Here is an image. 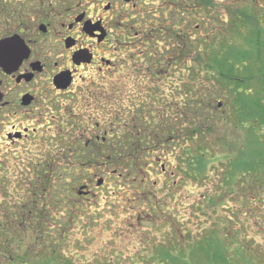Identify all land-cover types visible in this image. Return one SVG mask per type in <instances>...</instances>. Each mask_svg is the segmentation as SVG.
Here are the masks:
<instances>
[{"label":"rangeland","instance_id":"1","mask_svg":"<svg viewBox=\"0 0 264 264\" xmlns=\"http://www.w3.org/2000/svg\"><path fill=\"white\" fill-rule=\"evenodd\" d=\"M232 2L213 3L217 9L214 6L198 17L193 12L190 28L196 39H190V55L172 67L176 72L173 79L167 73L159 75L166 83L173 82L170 94L159 90L143 98L148 106L156 98L164 99V103L153 106L158 113L155 122L143 119L145 123L137 128L143 130L145 143L141 144L143 152L130 155L131 159L128 154L123 160L121 156L111 157L109 166L110 157L99 155L108 162L102 167L98 154L94 166L87 164L90 154L80 153L75 159L71 156L69 150L76 146L85 124L77 125L79 118L69 94L57 96L61 116L54 121L48 114L37 136L15 141L17 131L27 126L24 118L15 117L14 127L0 125V223L17 217L20 224L15 229L10 225L3 236L6 244L0 243V264H8L12 257L20 261L19 256L31 250V264L47 263L43 257L35 259L37 253L32 248V238L39 233L35 220L40 217L31 218L26 204L34 200L39 202L37 211L45 209L46 224L40 233L70 264H171V258L180 256L187 264H223L222 252L230 264H264V131L260 123L256 124L255 137L262 144L256 143L252 152L244 147L240 154V141L246 144L247 130L253 123L239 124L233 115L237 106L233 95L238 96L244 88L236 86L241 79L233 72L242 62L238 57L246 53L255 57L256 47L263 48L264 53V39L252 34L251 29L258 28L252 24L245 27L239 20L250 16L249 11H236L239 6L227 12L233 9ZM252 2L258 7L251 12L264 33V7L259 6L264 0L247 3ZM158 3L149 4L147 10L157 16V22L162 17ZM227 45L232 47L223 53ZM210 50L219 60L210 62ZM256 61L260 64L258 58ZM133 62H127V72H134L140 61ZM157 63L160 68L161 62ZM255 64L252 61L249 65ZM142 65H137V73L145 78ZM115 80L120 79L117 76ZM248 88L256 93L257 85L244 89ZM202 101L201 110H194V103ZM166 103L174 109L169 123L168 118L162 120ZM0 115L4 122L13 120L8 114L3 117L4 112ZM111 118H98L103 126L95 133L109 129ZM168 125L174 127L171 135L162 133ZM197 126L202 133L192 134ZM113 140L114 144L121 142ZM253 160L255 174H248ZM242 161L247 164L242 165ZM85 185L90 193L84 195L81 191ZM48 263L55 264L51 260Z\"/></svg>","mask_w":264,"mask_h":264},{"label":"flooded vegetation","instance_id":"2","mask_svg":"<svg viewBox=\"0 0 264 264\" xmlns=\"http://www.w3.org/2000/svg\"><path fill=\"white\" fill-rule=\"evenodd\" d=\"M218 1L222 0H0V113L13 118L4 122L1 117L0 125L14 127L15 117L24 118L27 126L17 131L15 141L37 136L48 114L54 121L61 116L57 96L69 94L79 118L77 125L85 124L76 146L69 150L74 159L80 153L90 154L87 164L94 166L97 154L106 155L110 166L111 157L121 156L123 160L126 154L143 152V130L137 128L145 123L143 119L156 120L158 113L153 106L164 103V99L156 98L148 106L143 98L159 90L172 92L173 82L166 83L159 75L167 73L173 79L176 72L172 67L178 59L186 60L185 55L191 52L190 39H196L190 28L193 12L198 17ZM248 1L234 0L230 4L233 9L228 10L227 5L226 10L242 6L236 11H249L245 19H256L259 24L251 12L258 6ZM154 2L161 7L159 22L147 11ZM133 60L143 63L145 78L137 73L140 62L134 72H127V62L132 65ZM173 110L166 103L162 120L172 122ZM110 115L109 129L95 133L103 126L98 118ZM162 133L171 135L174 127L168 125ZM13 134L8 135L11 138ZM113 139L121 142L114 144ZM99 159L102 167L108 164L101 156ZM88 188L83 186L81 194H89Z\"/></svg>","mask_w":264,"mask_h":264},{"label":"trees","instance_id":"3","mask_svg":"<svg viewBox=\"0 0 264 264\" xmlns=\"http://www.w3.org/2000/svg\"><path fill=\"white\" fill-rule=\"evenodd\" d=\"M255 20L256 19L247 18L245 20L241 19L240 21H241L243 26L245 25V27L252 24V27L255 26V28H258L256 31L252 28L251 32H254V36H256L260 39L261 38L264 39L263 31L259 27H257V26H259V24H258V22H256L257 20L256 21ZM233 23H234V21H233ZM230 47H232V46L231 45L225 46L223 53L226 50H228ZM231 49H233V48H231ZM243 49H244V47H243ZM262 49L263 48H261V47H259V49H258V47H256L257 52H256L255 57H253L251 54H248V53H246L245 57H238V59H240V58L242 59V62L233 71L235 74H238L239 78L241 79V81H238L240 83H238L236 86H238V87L243 86L244 88H247L248 86L253 85V84L257 85V90H255L256 93H254L252 88H250V89L248 88L247 90L242 88L243 90H240V91H239V89H240L239 88L238 89L239 92L237 94L238 96H236V94L233 95V97H234L233 99H235V101H237V106L233 110V115L236 117V122L238 121L239 124H242V122H246V123L252 122L253 123L252 127H249L247 130L248 132H247L246 144L244 142L240 141V144H242V145L238 146V149H237V151H240L239 152L240 154L244 153V151H245L244 147L247 148L246 151L252 149L251 150V152H252L254 150V146H256V143H258L259 145L262 144L261 141L257 142V138L255 137L256 124L260 123L262 126L261 131H264V53H263ZM237 52H238V50H237ZM240 55H242V53ZM208 58H209L211 63H212V61L215 62L216 60H219L218 55H214V53H212V50L209 51ZM243 58H245V59H243ZM257 58L260 61V64L257 63V61H256ZM228 60L230 61L229 58H228ZM228 60L225 62L230 63ZM252 61H255L256 64L250 66L249 64ZM231 63H233V62H231ZM219 75H221V74H219ZM226 75H228V74H226ZM224 96H226V95H224ZM245 98H246V100H247V98H248V100H250L249 104H248V100L243 102V100ZM227 99H229V97ZM211 100H212L211 98L208 99V105L209 106L212 105ZM202 105H203V101L201 103H197V104L194 103L193 109L196 111L201 110ZM185 106L186 105L184 104V107ZM225 116H227V118L230 120L228 115L225 114ZM243 120H245V121H243ZM245 129H247V127H244V130ZM191 133L192 134L202 133V129H199V127L197 126L193 129V131ZM240 140H243V139L240 138ZM129 158L131 159L130 155H129ZM132 159H135V158L133 157ZM241 164L245 165L247 163H244L242 161ZM252 164H253V167L251 169L252 172H250L248 170L247 171L248 174H251V173L255 174L254 173L255 172L254 171L255 160L252 161ZM32 187H33L32 191H34L35 186L33 184L30 188H32ZM28 203L29 204H26L28 206L27 209H29L27 211V214L29 216L33 215V217H31V218L40 217L39 219L35 220L37 222L36 224L39 225V228H38L39 233L37 231L36 234L34 235V237L32 238V240H33L32 248L34 249V254L37 253L35 256V259H36V257L37 258L43 257V259H46V261H47V263H45V264H49L48 261H50V260L54 261L55 264H70V262L67 261L66 259L64 261V258H62V255L58 252L57 249L51 248L49 246V245L53 246V244L52 243L50 244V242H48V240L45 239L44 234L40 233V231H42V227L44 226V224H46V222L43 220V213L45 212V209H40V211H37L38 204H39V202L37 200L36 201L34 200L33 203H31V202H28ZM30 210L32 212L34 211L35 215L30 213ZM24 212H26L25 209H24ZM16 218H14V219L9 218V220H6V221L3 220L2 223H0V243H1V245L6 244V239L4 241L3 236H5V234L7 233L8 227H10V225H12L13 229H15L17 227L18 219H16ZM50 218L52 219L53 217H50ZM22 219H24V218H22ZM53 223H54V221H53ZM25 224L28 225V223H25ZM18 225H20V224H18ZM53 227L54 226H51V228H53ZM13 229H11V230H13ZM31 251L29 253L21 254L19 256V258H21L20 261H16V260L13 261L12 260L13 257H12L8 264L13 263V262L14 263H20V264H31V260L33 259V256H34L33 254H31ZM199 252L202 253V250H199ZM225 253L226 252H224V253L222 252V254L220 255V258L222 257L220 261L223 264H230L231 262L229 263L228 262L229 260L225 259V255H224ZM170 260H171V264H187L186 260L184 261L183 257H181V256H180V258L173 257Z\"/></svg>","mask_w":264,"mask_h":264}]
</instances>
